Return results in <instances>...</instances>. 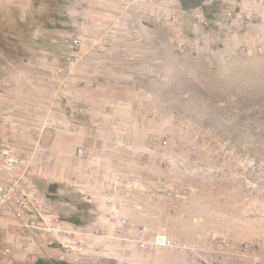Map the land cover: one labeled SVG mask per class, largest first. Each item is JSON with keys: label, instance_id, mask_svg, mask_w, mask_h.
<instances>
[{"label": "rangeland", "instance_id": "1", "mask_svg": "<svg viewBox=\"0 0 264 264\" xmlns=\"http://www.w3.org/2000/svg\"><path fill=\"white\" fill-rule=\"evenodd\" d=\"M239 4V29L225 31L217 5L200 23L171 0H0V69L9 73L0 103L15 109L20 138L32 130L35 147L45 134L56 139L67 111L76 116V88L97 107L112 99L110 110H98L111 154L96 163L67 156L64 181L34 178L79 230L66 239L81 247L72 253L78 262L59 259L60 246L47 241L29 256L22 233L2 226L0 264H200L187 252L126 240L125 218L128 233L144 223L178 242L246 244L264 257V0ZM77 31L85 41L72 63ZM9 132L0 128V142ZM20 138L9 142L16 148ZM224 249L230 264H252Z\"/></svg>", "mask_w": 264, "mask_h": 264}, {"label": "built area", "instance_id": "2", "mask_svg": "<svg viewBox=\"0 0 264 264\" xmlns=\"http://www.w3.org/2000/svg\"><path fill=\"white\" fill-rule=\"evenodd\" d=\"M171 1L176 5V11H186L181 0ZM215 4L222 6L220 17L216 20L217 26L225 31L239 29V12L237 13L239 0H204L200 5L191 8L189 12L198 22L209 23L206 8ZM84 41V34L80 31L70 36L69 43L73 53L67 54L69 62L75 63L79 59L80 54L77 53L84 45ZM8 80V70L0 69V93L4 90V85L8 84ZM67 112L68 119H62L59 123L62 125V130L75 132L73 126L78 124L77 117L72 110ZM15 114L13 107L0 103V128L4 130L9 128V133H14L10 134L13 138L17 136L15 130L20 124ZM11 137L0 142V227L13 226L22 233L25 240L23 247L30 252L29 256H35L38 252L44 251L43 242L47 241L50 246H54V243L60 246L59 259L77 263L78 260L73 259L72 253L81 251V247L73 244L76 246L68 248L66 239L68 234L76 235L79 230L68 225L67 221L60 217L50 198L41 192L33 179L36 163L34 158L42 149L41 145L37 144L32 156L28 157L9 142ZM75 154L85 157L89 151L84 147H77ZM52 158L49 155L48 159ZM130 224L126 218L122 221L123 235L126 240L136 243L143 250H177L198 256L200 264H230L228 257L224 254L228 251L224 248L231 250L233 248L234 253L240 256H251L252 264H260L264 261V257L256 249L249 248L246 244L230 247L227 242H221L220 245H216V249H213L209 245H196L189 241L178 242L171 237L165 227L152 228L144 223L132 227L128 233L127 227ZM81 260L84 263V259Z\"/></svg>", "mask_w": 264, "mask_h": 264}, {"label": "crops", "instance_id": "3", "mask_svg": "<svg viewBox=\"0 0 264 264\" xmlns=\"http://www.w3.org/2000/svg\"><path fill=\"white\" fill-rule=\"evenodd\" d=\"M89 87L90 86L87 85V88ZM70 88L74 90L72 87ZM108 89L104 93L108 94L109 92ZM116 89L119 92L121 91L125 92L127 90L126 86L116 87ZM71 92L75 93L74 99H75L76 105L73 107V110H75L76 112V117L78 121V124L75 125L76 131L69 132L67 130H62L58 134L56 139H53L50 133L45 134L44 139H43V145L41 144L42 149L39 151V154L34 158L36 163L34 166L33 179L37 178V175H40L42 176L43 181L47 183H51V181H64L63 179H65V175L63 173V167H62L64 164L63 160L67 158V156H70V157L75 156V150L77 149V147L86 148L89 151V154L85 157L92 160L93 163H96V159L99 158V154H102L103 151L104 152L106 151L105 154H108V155L111 154V152H109L110 150L109 151L103 150L105 147L104 143H106L107 140L101 138L100 136L101 130L99 128V125L102 124L100 121L102 119H105V115H100L98 110H100L101 107H102L101 109H104L105 107H107L105 111H107L108 109L110 110L108 103H110L112 99L111 98L105 99V101H103V103L102 102L99 103L100 105H98L97 107L94 105L96 104L95 102L93 103L88 102V101H85L84 99L79 100L80 98L77 97L78 96L77 94L80 92L78 88H76L75 91H71ZM22 103L24 104L23 107L25 108L27 107L28 111L30 109L35 108L34 103H30L26 101H22ZM87 115H89V117H87ZM31 124L33 123H28L29 127L27 128L32 129L30 128ZM27 133H29V135L26 136L25 138L24 137L20 138L21 135L16 134L17 136L15 138L18 137L20 138L19 140H22V141L18 140V142L20 143L27 142L28 144L26 147L22 146V148H20L19 146L20 143H18L16 148L21 153L24 152V153L31 154L34 152V147L37 142L34 139V134H32V130L28 131ZM100 147H101V150H99ZM56 151L59 155L56 153ZM50 153L54 154L55 157L52 159H48ZM58 156L60 158L58 162H55L54 164H52L54 159L56 158L58 159ZM57 164H58V170L55 171L54 168ZM76 183L79 184V180H76ZM109 184L110 183H108V186ZM54 208L56 209L57 207H54Z\"/></svg>", "mask_w": 264, "mask_h": 264}, {"label": "trees", "instance_id": "4", "mask_svg": "<svg viewBox=\"0 0 264 264\" xmlns=\"http://www.w3.org/2000/svg\"><path fill=\"white\" fill-rule=\"evenodd\" d=\"M204 0H181L183 7L191 9L200 5ZM220 7V4H215L214 6ZM213 7V6H212ZM50 195V194H49ZM36 264H47L44 260L39 259ZM50 264V263H48ZM58 264H65V263H58Z\"/></svg>", "mask_w": 264, "mask_h": 264}]
</instances>
